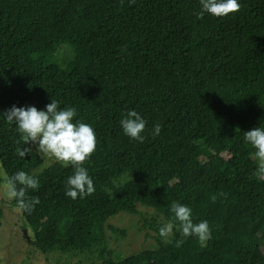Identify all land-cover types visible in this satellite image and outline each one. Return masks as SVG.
Returning <instances> with one entry per match:
<instances>
[{
    "label": "trees",
    "instance_id": "trees-1",
    "mask_svg": "<svg viewBox=\"0 0 264 264\" xmlns=\"http://www.w3.org/2000/svg\"><path fill=\"white\" fill-rule=\"evenodd\" d=\"M240 5L198 19L199 0H0V113L41 110L51 97L75 106L97 141L83 163L95 191L73 200L64 195L71 165L38 172L35 146L16 156L23 141L0 115L1 168L38 179L26 195L40 203L18 211L41 254H105L106 231L119 232L108 220L140 205L158 218L146 221L157 247L108 251L102 264H264V176L242 139L264 126V0ZM64 47L72 56L62 66ZM129 109L146 120L143 142L120 128ZM173 203L190 207L193 223L207 220L211 237H182ZM160 218L173 219L167 242Z\"/></svg>",
    "mask_w": 264,
    "mask_h": 264
},
{
    "label": "clouds",
    "instance_id": "clouds-1",
    "mask_svg": "<svg viewBox=\"0 0 264 264\" xmlns=\"http://www.w3.org/2000/svg\"><path fill=\"white\" fill-rule=\"evenodd\" d=\"M240 0H199L197 18L205 14L212 17L223 18L234 14L240 9ZM43 109L38 110L34 106H11L0 115L10 124H14L23 144L14 149V154L21 159L30 154L34 145L36 152L51 157L56 161L71 165L72 174L64 182V195L70 199H83L94 191L92 178L83 163L90 158L96 149V135L93 127L80 119L75 106H60L54 98H49ZM76 118V119H74ZM120 128L128 138L143 142L141 134L146 125V120L134 109H129L121 114ZM161 131L159 124H154L151 133L158 136ZM243 142L255 150L254 156L257 161V172L264 176V126H255L243 132ZM0 188L3 195L10 201H14L15 207L27 214H31L35 206L40 203L39 197L27 196L28 189H36L38 179L23 170L8 175L0 169ZM215 199V197H213ZM172 218L178 225V231L184 238L194 236L203 242L211 237V231L207 220L193 223L192 210L185 204L173 203L169 208ZM173 219L163 223L158 229L159 236L167 242L173 231ZM182 240H176L179 247Z\"/></svg>",
    "mask_w": 264,
    "mask_h": 264
},
{
    "label": "rangeland",
    "instance_id": "rangeland-1",
    "mask_svg": "<svg viewBox=\"0 0 264 264\" xmlns=\"http://www.w3.org/2000/svg\"><path fill=\"white\" fill-rule=\"evenodd\" d=\"M71 51L67 47L62 48L57 56L60 65H64L71 58ZM43 159V165L38 172L48 168L55 159L36 152ZM0 169L1 165H0ZM3 170V169H2ZM2 182V176H0ZM156 218L151 208L138 207L137 215L118 213L107 222L110 227L116 228L119 232L114 233L109 229L106 231L107 250L102 254L98 250L85 251L83 253H49L41 254L38 249L26 240L27 237L33 239V231L26 227L20 218L18 209L13 201L8 200L3 195V189L0 188V264H102L103 260L108 258V251L113 256L123 258L131 256L144 250H154L157 247L152 237L154 234L146 227V221ZM163 223L165 221L160 218ZM121 230L126 235L121 234Z\"/></svg>",
    "mask_w": 264,
    "mask_h": 264
},
{
    "label": "water",
    "instance_id": "water-1",
    "mask_svg": "<svg viewBox=\"0 0 264 264\" xmlns=\"http://www.w3.org/2000/svg\"><path fill=\"white\" fill-rule=\"evenodd\" d=\"M24 236L27 238V241L30 242V238L27 237V232L24 231Z\"/></svg>",
    "mask_w": 264,
    "mask_h": 264
}]
</instances>
